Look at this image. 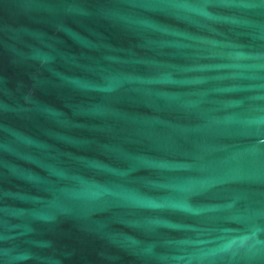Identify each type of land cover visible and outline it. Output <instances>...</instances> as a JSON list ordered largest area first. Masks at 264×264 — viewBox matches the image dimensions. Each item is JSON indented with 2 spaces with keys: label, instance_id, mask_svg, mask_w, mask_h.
<instances>
[{
  "label": "water",
  "instance_id": "95a60500",
  "mask_svg": "<svg viewBox=\"0 0 264 264\" xmlns=\"http://www.w3.org/2000/svg\"><path fill=\"white\" fill-rule=\"evenodd\" d=\"M0 264H264V0H0Z\"/></svg>",
  "mask_w": 264,
  "mask_h": 264
}]
</instances>
